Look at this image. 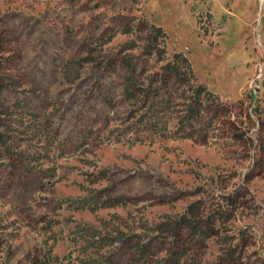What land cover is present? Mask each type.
Segmentation results:
<instances>
[{"label": "rangeland", "instance_id": "1", "mask_svg": "<svg viewBox=\"0 0 264 264\" xmlns=\"http://www.w3.org/2000/svg\"><path fill=\"white\" fill-rule=\"evenodd\" d=\"M144 21L165 32L162 60ZM177 51L212 93L191 137L177 81L155 132L128 119L120 58L152 72ZM0 135V264H135L138 242L264 264V0H0ZM189 205L217 216L214 235H171Z\"/></svg>", "mask_w": 264, "mask_h": 264}, {"label": "trees", "instance_id": "2", "mask_svg": "<svg viewBox=\"0 0 264 264\" xmlns=\"http://www.w3.org/2000/svg\"><path fill=\"white\" fill-rule=\"evenodd\" d=\"M143 24L145 25V28L149 30L148 34L145 36V39H147L146 45L148 46H146L147 48H145V51L149 53L153 50L156 53L157 60L164 59L166 52L165 32L159 25L154 23L144 21ZM120 60L133 72L128 78L126 94L129 99H136L135 101L137 103H135L137 108L131 111L128 115V119L136 118L139 123H144L142 125L143 127L145 124L153 126L152 129H155L154 127L156 125H159L158 127H160L159 123L160 121H163V114H160L161 116H159V113H162L164 108L171 103V98L168 93L169 83L171 81H177L178 83L187 86L186 89L188 94L184 96V103L181 104L183 108L179 110V113L176 114L175 117L178 120L179 127H181L180 130L183 131L181 132L182 137H191V130L185 131L184 127H191V123L199 118L202 106L205 104L203 99L204 95L211 96L212 93L209 92L204 85L196 81V77L191 69L187 56L182 52H173L170 59L164 60L159 68L152 72H147L144 68L136 72L135 68L131 66L132 64H130L129 60H124L122 58H120ZM117 62H119V59ZM209 102L210 101L207 103ZM219 104L220 102L215 103L216 106ZM169 119L170 117L164 118L165 122H163L166 123ZM152 131L155 132L156 129ZM106 198L107 199L103 200L101 204L115 205L123 202L122 200H119L118 197L111 196L109 193H106ZM122 199H124V203L129 201L125 198ZM89 207L95 206L90 205ZM201 213L202 210L198 205L195 207L189 205V207L184 210L176 220H166L170 223L169 227L174 225L170 230L171 235L181 238L182 233L185 231L189 234L193 243L214 235L213 230L215 228H213V223L217 219V216L213 217L210 222L205 223L200 217ZM209 217L211 218V216ZM79 237L81 238L82 235ZM92 237L95 242H98V246L100 247H104L107 243L105 238L101 235L92 234ZM134 253L136 255H134ZM182 254V250H171L166 253V255L157 257L150 242H138L135 250H133V259L137 261L135 264H187V259L184 258ZM90 255L93 264H96L104 254L94 250Z\"/></svg>", "mask_w": 264, "mask_h": 264}]
</instances>
